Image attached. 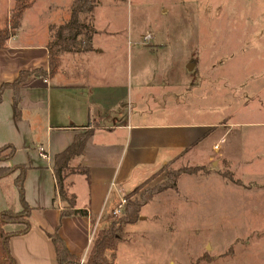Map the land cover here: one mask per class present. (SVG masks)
<instances>
[{
    "label": "crops",
    "instance_id": "obj_1",
    "mask_svg": "<svg viewBox=\"0 0 264 264\" xmlns=\"http://www.w3.org/2000/svg\"><path fill=\"white\" fill-rule=\"evenodd\" d=\"M33 1L23 14L17 34L10 37L0 50V86L17 79L22 70H49V26L63 24L69 19L75 0H67L61 5L52 2L44 11L40 8L47 0ZM15 2L0 0V29L8 25ZM96 8L93 18L96 32L91 50L65 52L54 75L28 78L20 89L19 114L14 107L13 90L5 89L3 92L0 148L12 145L15 154L0 164L28 166L24 181L25 199L32 208L30 227L23 234L14 232L22 230L24 224L7 223L4 226L6 232L11 233L8 248L18 264H60L49 236L56 231H59L68 249L84 263L95 232L114 220L113 211L126 199L125 196L130 193L125 192L126 187L141 170L145 174L143 182L148 175L155 173L160 164L164 166L175 156L188 153L191 149L195 153L199 149L208 157L219 156L227 162L233 160L236 166L248 164L250 161L238 158L240 156L233 147L221 149L218 144L237 127L264 124L254 121L215 124L213 106L207 102L211 92H207L206 85L211 81V75L209 69L206 72L205 65L199 64L202 61L196 58L194 63L188 64V76L184 72L181 76V71L177 69V75L170 78V71L177 68L173 64L167 70H156V74L153 69L150 70V75L156 77L167 75L168 79L153 80L150 86L164 91V95L167 92L172 95V115L179 120L171 121L160 114L167 110H157L149 103L150 98L158 103L159 97L150 92L142 94L147 85L144 78L149 74L143 64L138 65L142 56L136 59L137 67H140L135 71V79L131 56L123 57L122 69L116 70L114 61L119 57L108 58L107 48L97 41L101 30L107 29H101L95 23ZM118 46L115 53L122 50L121 45ZM186 56L195 57V54L188 52ZM225 80L229 81V78ZM132 81L134 83L130 86ZM221 127H226V130L217 142L213 137ZM87 130L92 131L91 138L83 156L73 160L72 165L89 168V174H72L67 180L70 192L75 195V208L85 209L87 214L62 218L65 204L60 200L56 185L55 156L71 145L77 134ZM42 152L48 157H43ZM19 173L20 170L0 178L1 212L7 209L20 212L23 209L15 186ZM254 183L256 181L249 184L252 187ZM251 187L246 193L261 192L255 189L257 186L254 189ZM193 193L196 201L192 215L204 207L197 200V194ZM151 218L144 216L138 223ZM120 244L115 264L120 261Z\"/></svg>",
    "mask_w": 264,
    "mask_h": 264
},
{
    "label": "rangeland",
    "instance_id": "obj_2",
    "mask_svg": "<svg viewBox=\"0 0 264 264\" xmlns=\"http://www.w3.org/2000/svg\"><path fill=\"white\" fill-rule=\"evenodd\" d=\"M65 1L47 0L40 10ZM95 13L97 26L107 29L97 41L107 48L108 58L119 57L116 70L122 69L123 57L131 56L136 79L137 56H142L138 65L149 73L142 94L159 97L158 103L152 98L149 103L167 110L160 114L179 120L172 115V95L150 86L167 75L156 77L150 70L156 74L173 64L177 68L170 78L177 69L188 76V64L196 58L211 75L207 102L215 124L264 123V0H100ZM118 45L122 50L115 53ZM188 52L195 57H187ZM225 130L221 127L213 139L218 142ZM223 139L221 149L233 147L239 159L250 163L236 166L191 149L172 158L170 166L160 164L145 181L141 170L130 182L125 192L142 182L132 198L148 202L139 219L123 228L117 264H264V124L237 127ZM192 168L198 169L189 172ZM181 170L172 187V175ZM249 186L261 192L250 195ZM193 192L204 207L192 215ZM144 216L152 218L138 223Z\"/></svg>",
    "mask_w": 264,
    "mask_h": 264
},
{
    "label": "trees",
    "instance_id": "obj_3",
    "mask_svg": "<svg viewBox=\"0 0 264 264\" xmlns=\"http://www.w3.org/2000/svg\"><path fill=\"white\" fill-rule=\"evenodd\" d=\"M33 0H16L15 5L11 11L8 25L0 29V50L5 47L7 40L17 34L23 17L24 12L32 6ZM100 0H75L71 5V17L63 22V24L49 26L51 37L48 41L49 49V70L43 68H35L34 70H22L18 74V78L12 82H5L0 86V103L3 100V92L5 89H12L14 93V107L17 114L20 113L19 108L21 101L20 89L22 84L31 76L49 77L54 75L61 64V55L65 52L80 53L81 51H89L93 48V37L96 28L93 26L94 10L98 6ZM92 131L87 130L82 134H77L75 140L65 150L57 153L53 165L56 185L58 187V194L60 200L65 204L62 210V218L69 217L70 215H86L87 211L75 208V195L70 192L67 183L68 177L72 174H89V168L81 167L79 165H72V161L82 157L83 151L89 139L91 138ZM15 148L12 145H5L0 148V162H5L14 157ZM175 160L168 161L164 167L170 166ZM28 166L21 164L20 166L11 167L8 165L0 164V178L10 176L20 170L19 175L15 178V186H17L20 196V201L23 203V209L20 212L14 209H7V211H0V264H18L10 254L8 248L9 237L11 233L6 232L4 226L7 223H20L24 224V228L18 232L23 234L30 227V218L32 208L25 199V186L24 181ZM198 168L188 170L192 172ZM181 171H177L172 175L173 186H176V178ZM144 183L138 185L134 190L130 191L125 198L126 204L124 206L122 215L119 220L112 221L108 226L100 227L95 232L89 253L83 264H115L117 250L120 242L123 239L124 227L131 225L139 219L140 208L148 202L147 198L144 201H138L132 198L138 189ZM54 247L56 248L57 261L60 264H81L82 261L79 256L72 253L68 246H66L64 239L61 237L59 231L49 235Z\"/></svg>",
    "mask_w": 264,
    "mask_h": 264
},
{
    "label": "built area",
    "instance_id": "obj_4",
    "mask_svg": "<svg viewBox=\"0 0 264 264\" xmlns=\"http://www.w3.org/2000/svg\"><path fill=\"white\" fill-rule=\"evenodd\" d=\"M144 39L145 40H150L151 39V35L150 34L145 35ZM41 154H42L43 157H48L43 152ZM125 204H126V199H124L122 201V203L118 207L115 208V210L113 211L114 217H120L122 215L121 213L123 212ZM81 264H83V262Z\"/></svg>",
    "mask_w": 264,
    "mask_h": 264
}]
</instances>
